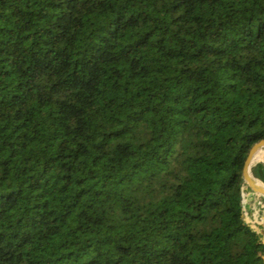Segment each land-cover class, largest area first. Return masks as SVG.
I'll return each mask as SVG.
<instances>
[{"label": "trees", "instance_id": "obj_1", "mask_svg": "<svg viewBox=\"0 0 264 264\" xmlns=\"http://www.w3.org/2000/svg\"><path fill=\"white\" fill-rule=\"evenodd\" d=\"M263 139L264 0H0V264H264Z\"/></svg>", "mask_w": 264, "mask_h": 264}, {"label": "water", "instance_id": "obj_2", "mask_svg": "<svg viewBox=\"0 0 264 264\" xmlns=\"http://www.w3.org/2000/svg\"><path fill=\"white\" fill-rule=\"evenodd\" d=\"M261 150H264V139L256 142L250 149L243 168V179L248 188L264 198V182L256 178L252 173V167L256 164L258 153ZM259 161L263 162L264 159Z\"/></svg>", "mask_w": 264, "mask_h": 264}, {"label": "rangeland", "instance_id": "obj_3", "mask_svg": "<svg viewBox=\"0 0 264 264\" xmlns=\"http://www.w3.org/2000/svg\"><path fill=\"white\" fill-rule=\"evenodd\" d=\"M244 187H245V193L251 194V196H246V203L243 204V206L245 205V207H244L245 218H246L247 222H249L254 229H256L259 232H261L262 234H264L263 233L264 232L263 231L264 230V207H262L258 203L260 198L257 195L252 194L248 190V187L246 185ZM251 197H252V199L254 198V202H252L253 200L251 199ZM251 203L255 204V205H252L253 208L248 207L249 205L251 206ZM255 217H256V219H255ZM256 220H258L262 224H256V226H253L255 224L254 221H256Z\"/></svg>", "mask_w": 264, "mask_h": 264}, {"label": "built area", "instance_id": "obj_4", "mask_svg": "<svg viewBox=\"0 0 264 264\" xmlns=\"http://www.w3.org/2000/svg\"><path fill=\"white\" fill-rule=\"evenodd\" d=\"M255 195H257V194H255ZM246 196H249V194L248 193H245V187L243 186L242 187V192H241V197H242V203L243 204H245L246 203ZM260 199H259V201H258V203L262 206V207H264V198L262 197V196H260V195H257ZM244 207H245V205H244ZM255 219H256V217H255ZM254 225L253 226H256V224H262L261 222H259L258 220H256V221H254Z\"/></svg>", "mask_w": 264, "mask_h": 264}, {"label": "crops", "instance_id": "obj_5", "mask_svg": "<svg viewBox=\"0 0 264 264\" xmlns=\"http://www.w3.org/2000/svg\"><path fill=\"white\" fill-rule=\"evenodd\" d=\"M248 194H249V193H248ZM249 196H251V194H249ZM252 196H253V195H252ZM251 199H252V197H251ZM252 200H253V201H252ZM252 200H251V201L254 202V198H253ZM255 203H256V202H255ZM252 205H255V204L251 203V206L249 205L248 207H249V208H253ZM263 231H264V230H263ZM263 233H264V232H263ZM263 237H264V236H263Z\"/></svg>", "mask_w": 264, "mask_h": 264}, {"label": "bare ground", "instance_id": "obj_6", "mask_svg": "<svg viewBox=\"0 0 264 264\" xmlns=\"http://www.w3.org/2000/svg\"><path fill=\"white\" fill-rule=\"evenodd\" d=\"M262 152H264V150H261V151L258 153V156H259V154L262 153ZM258 156H257V157H258Z\"/></svg>", "mask_w": 264, "mask_h": 264}]
</instances>
